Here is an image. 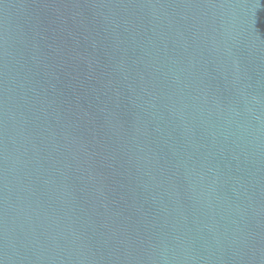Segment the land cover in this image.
I'll return each mask as SVG.
<instances>
[{
  "label": "water",
  "instance_id": "1",
  "mask_svg": "<svg viewBox=\"0 0 264 264\" xmlns=\"http://www.w3.org/2000/svg\"><path fill=\"white\" fill-rule=\"evenodd\" d=\"M0 264H264V0H0Z\"/></svg>",
  "mask_w": 264,
  "mask_h": 264
}]
</instances>
